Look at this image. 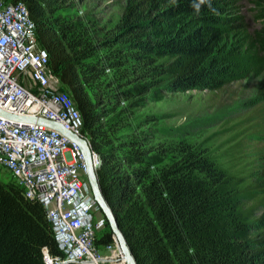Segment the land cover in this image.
I'll return each instance as SVG.
<instances>
[{
  "label": "trees",
  "instance_id": "16d2710c",
  "mask_svg": "<svg viewBox=\"0 0 264 264\" xmlns=\"http://www.w3.org/2000/svg\"><path fill=\"white\" fill-rule=\"evenodd\" d=\"M4 1L27 6L137 264H264V151L242 140L264 139V85L246 118L253 133L219 153L165 142L177 134L157 126L166 115L136 118L165 90L200 87L219 62L264 73V0H251L262 21L252 35L241 0H129L114 29L69 17L68 0ZM44 248L65 257L43 206L0 181V264H45Z\"/></svg>",
  "mask_w": 264,
  "mask_h": 264
},
{
  "label": "built area",
  "instance_id": "2783aa9c",
  "mask_svg": "<svg viewBox=\"0 0 264 264\" xmlns=\"http://www.w3.org/2000/svg\"><path fill=\"white\" fill-rule=\"evenodd\" d=\"M0 109L57 123L82 134L83 118L73 98L61 90L50 57L38 41L25 3L0 0ZM88 140V139H87ZM98 163V156L93 153ZM0 168L10 172L26 199L40 203L65 257L43 249L45 264H116L98 249L99 210L81 146L58 130L14 122L0 115Z\"/></svg>",
  "mask_w": 264,
  "mask_h": 264
},
{
  "label": "rangeland",
  "instance_id": "374dc122",
  "mask_svg": "<svg viewBox=\"0 0 264 264\" xmlns=\"http://www.w3.org/2000/svg\"><path fill=\"white\" fill-rule=\"evenodd\" d=\"M67 2L74 6L68 11L69 17L99 20L101 24H108L109 29L118 26L123 12L129 6V0H68ZM240 5L241 14L245 17L252 35L253 29H261L262 21L255 17L256 12L253 11L254 5L251 0H241ZM233 64L219 62L212 65L206 70L205 76L200 80V87L196 89L178 93L165 90L162 101L150 102L146 108L137 112L136 118L151 114L161 117L166 115L167 118L161 119L157 126L162 129H175L177 134L174 139H163L165 142L174 140L176 144L190 148L198 146L203 151L215 153L231 147L245 135L253 133L248 129L251 121H247L246 118L257 104L259 92L264 85L263 72L251 68L246 71L248 75H245L246 72L241 74L242 71L236 70ZM260 134V137H264V133ZM251 137L242 139L244 147L247 146L245 152L264 151V139L255 144L258 140ZM261 164V160H258L255 166ZM0 181L5 184L13 183L10 172L0 168ZM95 220L94 222L98 224L96 233L99 240L110 232V228L105 225L100 210L95 211ZM109 245L113 246V254L117 258L116 264H125L118 244L114 242ZM98 249L103 255H112L104 244L98 243ZM60 251L63 252L61 249Z\"/></svg>",
  "mask_w": 264,
  "mask_h": 264
},
{
  "label": "water",
  "instance_id": "95a60500",
  "mask_svg": "<svg viewBox=\"0 0 264 264\" xmlns=\"http://www.w3.org/2000/svg\"><path fill=\"white\" fill-rule=\"evenodd\" d=\"M0 115L16 123L18 122H22L24 124L35 123V124L44 125L52 129L58 130L81 146L83 150L85 163H86V168H87L88 182H89L93 197L97 203V207L102 213L103 217L105 218L106 222L108 223L110 227V231L113 235L115 242L118 244V247L122 254V259L124 260V263L137 264V261L135 257L133 256V253L127 243L125 236L119 229L115 215L112 209L110 208L108 202L106 201L105 196L103 195V192H102L99 180H98V176H97V169L100 165V162L98 161L97 163L95 161L93 157L94 152L91 148L89 141L87 139L81 138L80 136L73 134L72 132L66 130L64 127H62L61 125L57 123L50 122L44 119L34 118V117H18L2 109H0Z\"/></svg>",
  "mask_w": 264,
  "mask_h": 264
},
{
  "label": "bare ground",
  "instance_id": "6f19581e",
  "mask_svg": "<svg viewBox=\"0 0 264 264\" xmlns=\"http://www.w3.org/2000/svg\"><path fill=\"white\" fill-rule=\"evenodd\" d=\"M103 250V249H102ZM126 264V263H125Z\"/></svg>",
  "mask_w": 264,
  "mask_h": 264
}]
</instances>
